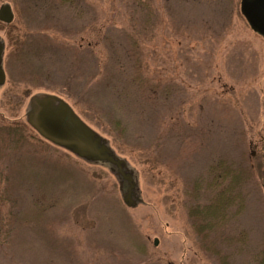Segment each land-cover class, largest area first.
<instances>
[{"label":"rangeland","instance_id":"obj_1","mask_svg":"<svg viewBox=\"0 0 264 264\" xmlns=\"http://www.w3.org/2000/svg\"><path fill=\"white\" fill-rule=\"evenodd\" d=\"M135 1L0 0L13 12L0 22V126L22 128L0 132V264H219L190 214L213 198L221 159L253 180L213 240L245 230L253 254L264 248V38L242 0ZM47 95L125 162L135 204L115 166L30 127L31 98Z\"/></svg>","mask_w":264,"mask_h":264},{"label":"water","instance_id":"obj_2","mask_svg":"<svg viewBox=\"0 0 264 264\" xmlns=\"http://www.w3.org/2000/svg\"><path fill=\"white\" fill-rule=\"evenodd\" d=\"M242 13L251 28L264 38V0H242ZM13 12L10 5L0 7V22L10 24ZM4 46L0 44V87L6 81L2 67ZM28 123L47 141L68 149L79 158L91 162H106L117 168L118 175L127 182L128 188L124 195L127 206L135 204L133 192L135 182L132 174L125 169V162L112 154L108 143L98 136L82 119L75 114L72 107L54 95L32 97L30 100ZM112 153V154H111ZM156 239L154 245L158 246Z\"/></svg>","mask_w":264,"mask_h":264},{"label":"trees","instance_id":"obj_3","mask_svg":"<svg viewBox=\"0 0 264 264\" xmlns=\"http://www.w3.org/2000/svg\"><path fill=\"white\" fill-rule=\"evenodd\" d=\"M62 1L67 3L72 2V0ZM135 2L142 8V0H137ZM144 20V24H142V34L149 30V28H154L148 16ZM95 61L97 64V57ZM118 61V66L123 69L125 60L121 61L119 57L116 63ZM98 77L102 78V74L99 73ZM92 88L93 87H90V90L87 91H91ZM87 91L86 94L88 93ZM10 126L11 125H8V127L3 125L0 126V132L4 133L6 131V134L10 135L13 132L22 131L21 127V129H19L18 124L16 127ZM104 140L108 143L106 139ZM239 165L235 166V164L229 162L227 159H221L216 162L214 166L209 168V175L212 176L210 184L214 196L210 200L207 198L205 201H199L196 205L191 207V212L196 213L193 215L190 214L191 225L196 231L202 229L197 234V237H199V240L202 241L205 246L201 250L209 252L219 264H264V248L256 254H253L249 249L250 239L245 230L240 231L236 236L230 237L229 239L224 238L227 240L224 243L225 247L224 245L219 246L216 241L213 240V236L217 235V230L228 225L230 222L233 216L231 210H233L234 207L237 209L233 214H241L245 209L246 193L243 188L252 179V171L244 165ZM205 192H209V190ZM211 207H218V213L212 214L209 210Z\"/></svg>","mask_w":264,"mask_h":264}]
</instances>
